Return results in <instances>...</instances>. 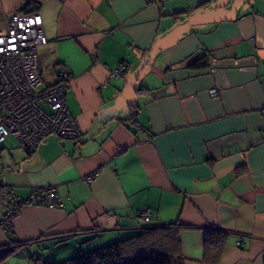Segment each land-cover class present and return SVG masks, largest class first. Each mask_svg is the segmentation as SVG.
Listing matches in <instances>:
<instances>
[{"label":"crops","instance_id":"0c3cea01","mask_svg":"<svg viewBox=\"0 0 264 264\" xmlns=\"http://www.w3.org/2000/svg\"><path fill=\"white\" fill-rule=\"evenodd\" d=\"M25 1L0 0V31ZM36 12L43 85L70 70L81 135L0 144V216L9 189L24 200L50 185L60 199L0 228V251L15 247L0 264L60 262L163 224L179 227L184 264H206V229L226 233L218 264H264V0H39ZM204 55L208 67L190 66Z\"/></svg>","mask_w":264,"mask_h":264},{"label":"built area","instance_id":"2783aa9c","mask_svg":"<svg viewBox=\"0 0 264 264\" xmlns=\"http://www.w3.org/2000/svg\"><path fill=\"white\" fill-rule=\"evenodd\" d=\"M47 41L39 13L14 12L7 28L0 31V144L9 136L28 150L36 147L46 135L77 139L81 135L76 117L67 106L65 93L71 72L65 67L56 70L57 80L43 85L37 67L36 48ZM126 65L120 64L112 73L118 76ZM209 94H217L212 88ZM96 172L86 173L83 182H92ZM58 206L56 188L50 185L36 187L32 194L20 200L12 189L6 191L0 228L12 229V221L23 205L31 202ZM142 220L150 221L148 210L141 213Z\"/></svg>","mask_w":264,"mask_h":264},{"label":"trees","instance_id":"16d2710c","mask_svg":"<svg viewBox=\"0 0 264 264\" xmlns=\"http://www.w3.org/2000/svg\"><path fill=\"white\" fill-rule=\"evenodd\" d=\"M31 4H34L33 7H30ZM38 4L39 0H26L20 12H36ZM190 66L196 69L208 67V56L200 57ZM177 228L179 227L175 224L147 225L137 234L81 252L67 260L36 264H184ZM225 236L226 233L221 230H204L203 263L218 264L224 249ZM14 249L15 247L4 248L0 251V256Z\"/></svg>","mask_w":264,"mask_h":264}]
</instances>
